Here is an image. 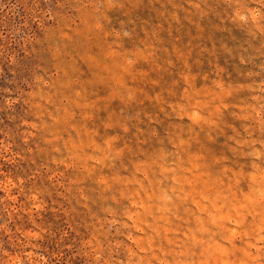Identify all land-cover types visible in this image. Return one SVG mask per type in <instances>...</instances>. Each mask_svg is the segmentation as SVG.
I'll return each mask as SVG.
<instances>
[{
    "label": "rangeland",
    "instance_id": "374dc122",
    "mask_svg": "<svg viewBox=\"0 0 264 264\" xmlns=\"http://www.w3.org/2000/svg\"><path fill=\"white\" fill-rule=\"evenodd\" d=\"M0 264H264V0H0Z\"/></svg>",
    "mask_w": 264,
    "mask_h": 264
}]
</instances>
